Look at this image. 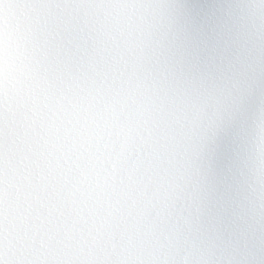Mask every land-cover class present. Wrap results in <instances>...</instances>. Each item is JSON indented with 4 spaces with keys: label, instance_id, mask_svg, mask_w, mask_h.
I'll return each mask as SVG.
<instances>
[{
    "label": "snow or ice",
    "instance_id": "1",
    "mask_svg": "<svg viewBox=\"0 0 264 264\" xmlns=\"http://www.w3.org/2000/svg\"><path fill=\"white\" fill-rule=\"evenodd\" d=\"M178 27L167 42L181 81L208 106L213 134L227 127L220 155L229 161L233 193L208 220V238L236 247L255 228L264 253V0H173ZM255 178L258 203L246 194Z\"/></svg>",
    "mask_w": 264,
    "mask_h": 264
}]
</instances>
